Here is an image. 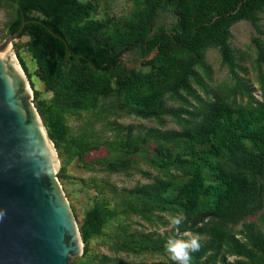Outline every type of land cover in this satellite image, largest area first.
I'll use <instances>...</instances> for the list:
<instances>
[{"label":"trees","instance_id":"16d2710c","mask_svg":"<svg viewBox=\"0 0 264 264\" xmlns=\"http://www.w3.org/2000/svg\"><path fill=\"white\" fill-rule=\"evenodd\" d=\"M122 17H95V0H12L6 34L26 21L19 37L34 59L48 98H40L18 54V64L32 90V103L57 152L75 157L98 146L89 131L72 134L67 116L89 112L126 114L154 121L155 127L132 132L131 125L111 120L118 130L98 161L104 171L132 169L143 156L154 170L151 181L134 185L115 204L97 199L77 219L82 253L70 264H93L88 245L106 225L134 215L165 225L182 214L181 233L200 236L192 264H264V28L259 14L264 0H132ZM167 12L171 20L158 24ZM245 20L253 28L249 68L259 97L244 75L246 67L230 45V27ZM13 47L15 42H12ZM216 49L229 81L211 85L205 51ZM124 53L138 64L127 68ZM167 101L177 103L176 106ZM168 120L177 128H161ZM143 145L150 147L147 151ZM57 178H61L56 173ZM99 192H96L98 195ZM239 224L232 230L231 226ZM169 232H138L118 223L114 252L167 254ZM228 257H232L228 260ZM97 264H121L106 255ZM138 264H174L167 260Z\"/></svg>","mask_w":264,"mask_h":264},{"label":"water","instance_id":"95a60500","mask_svg":"<svg viewBox=\"0 0 264 264\" xmlns=\"http://www.w3.org/2000/svg\"><path fill=\"white\" fill-rule=\"evenodd\" d=\"M0 41V264H70L81 255L58 161L13 53L26 23Z\"/></svg>","mask_w":264,"mask_h":264},{"label":"rangeland","instance_id":"374dc122","mask_svg":"<svg viewBox=\"0 0 264 264\" xmlns=\"http://www.w3.org/2000/svg\"><path fill=\"white\" fill-rule=\"evenodd\" d=\"M97 4V11L95 17L101 18L105 15L113 17H122L127 15L133 8L132 0H95ZM11 3L12 0H0V41L7 35L5 26L11 19ZM259 23L264 28V13L259 14ZM171 20V15L167 12L161 13L156 21L158 24H167ZM253 34V28L249 22L245 20H239L230 27V45L236 52V56L241 59L240 63L246 67L248 73L244 75V78L254 88V95L259 97L256 90V82L254 81L252 72L249 68V62L253 57V48L249 45V38ZM27 37L22 35L18 37L15 42V46L11 44L13 53L18 54L25 66V70L29 75V81L32 87L38 92L40 98H48L50 93L45 91L43 83L38 76V69L34 59L29 55L25 42ZM264 42V37H262ZM16 57V56H15ZM17 59V58H16ZM121 60H126V67L131 68L138 66V64L132 61L131 55L124 53L121 56ZM205 62L210 69V81L209 84L216 85L229 81L227 70L219 63V56L214 48H208L205 51ZM172 104L174 106L177 103L167 101V105ZM115 120L123 125H131L132 132H143L148 127H155L156 124L151 120H144L133 118L126 114H119L115 117L112 115H100L95 118L89 112H78L67 116V123L70 127L72 134H79L84 131H89L93 134V137L98 142V146L85 152L83 154V161L90 162L91 167L84 166L75 157H67L62 152H56L58 168L57 172L61 175V178H57L65 198L72 207L76 218L79 219L83 211L88 208L94 200L105 199L110 205L115 204L120 194L126 193V190L130 187L146 183L151 181V177L154 175V170L150 169L147 165L144 155L134 156V163L132 169L127 171H104L99 167L98 161L108 156V151L105 148V144L111 141L114 137L119 136L118 130L115 126H112L111 120ZM161 128H177L174 123L166 120ZM150 147L143 145L144 150H148ZM96 192H99L96 195ZM264 212V206L255 214L247 216L245 221H256L260 214ZM164 219L168 216L163 215ZM118 223L125 225L127 228L137 230L138 232H149L154 230L158 234L169 232V223L165 225H158L155 223H148L143 221L134 215H128L126 217H120L117 220L110 221L104 228V233L101 236L95 237L90 240L88 249L92 256H96L93 259V264H97L98 257L100 255H106L121 264H138L140 262H155L160 260H167L168 254H149L148 252L139 254H130L125 252H114L111 247V237ZM239 224L231 226L232 230L238 229ZM183 233V232H182ZM232 257H228L231 260Z\"/></svg>","mask_w":264,"mask_h":264},{"label":"clouds","instance_id":"9594fccd","mask_svg":"<svg viewBox=\"0 0 264 264\" xmlns=\"http://www.w3.org/2000/svg\"><path fill=\"white\" fill-rule=\"evenodd\" d=\"M185 217L182 214L168 217V227L174 234L168 236L164 249L174 264H192V253L198 252L201 247L200 236L189 231L181 233L180 226Z\"/></svg>","mask_w":264,"mask_h":264}]
</instances>
